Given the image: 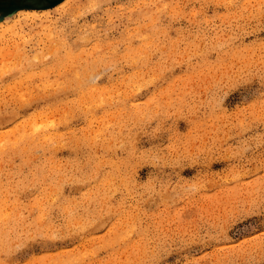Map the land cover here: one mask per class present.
<instances>
[{"label":"rangeland","instance_id":"1","mask_svg":"<svg viewBox=\"0 0 264 264\" xmlns=\"http://www.w3.org/2000/svg\"><path fill=\"white\" fill-rule=\"evenodd\" d=\"M61 1L0 0V264H264V0Z\"/></svg>","mask_w":264,"mask_h":264},{"label":"bare ground","instance_id":"2","mask_svg":"<svg viewBox=\"0 0 264 264\" xmlns=\"http://www.w3.org/2000/svg\"><path fill=\"white\" fill-rule=\"evenodd\" d=\"M68 0H63V1H61V2H59V4L57 5V6H61V5H64L66 2H67ZM24 11V10H23ZM27 12H29L30 14V16H36L37 14H38V12H35V10H26ZM32 13V14H31Z\"/></svg>","mask_w":264,"mask_h":264}]
</instances>
